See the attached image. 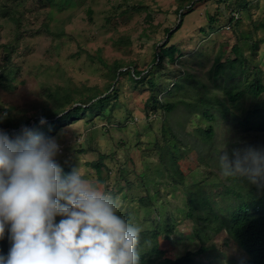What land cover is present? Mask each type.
<instances>
[{
    "label": "rangeland",
    "instance_id": "374dc122",
    "mask_svg": "<svg viewBox=\"0 0 264 264\" xmlns=\"http://www.w3.org/2000/svg\"><path fill=\"white\" fill-rule=\"evenodd\" d=\"M183 12L179 0H0V74L16 86H0V129L15 139L22 127L33 128L54 108L47 94L58 86L82 92L93 88L84 94L106 92L112 75L100 57L107 64L122 61L129 70L151 69L159 45L168 40V28L173 32L170 44H177L184 57L175 63L166 59L155 69V81L167 87L158 94L162 99L175 83L174 92L185 87L183 78L175 79L182 73L223 97V88L240 76H216L215 61L220 51L224 60L235 58V45L243 46L251 60L250 71L255 66L264 70V0H196L184 19ZM234 14L239 17L230 23ZM246 36L258 43L254 55L245 44ZM126 39L128 43L123 42ZM118 82L115 105L105 100L82 111L77 121L58 122L51 138L60 146L56 161L64 173L79 169L102 190L119 196L118 214L141 230H158L169 257L199 250L203 242L197 234H201L204 246L212 249L200 262L227 264V259L228 264H247L248 256L226 228L218 229L222 223H214L212 213L229 212V207V216L241 209L252 216L264 212V183L225 177L219 166L224 152L231 156L234 149L248 146L264 149V94L228 103L227 118V113L214 109V122L203 114L193 115L183 102L173 112L154 111L148 88L125 74ZM198 93L193 87L189 98L183 93L176 98L194 102ZM211 126L216 134L207 142L198 130ZM101 155L104 166L99 178L93 162ZM128 183L132 188L127 195L157 194V209L144 211L124 198ZM257 210L260 213H253ZM3 246L0 242V253L5 255Z\"/></svg>",
    "mask_w": 264,
    "mask_h": 264
},
{
    "label": "clouds",
    "instance_id": "9594fccd",
    "mask_svg": "<svg viewBox=\"0 0 264 264\" xmlns=\"http://www.w3.org/2000/svg\"><path fill=\"white\" fill-rule=\"evenodd\" d=\"M59 152L55 138L27 126L15 139L0 129V240L8 234L11 245L0 264H141V228L118 214L120 197L79 169L65 174ZM219 166L264 183V149L224 152Z\"/></svg>",
    "mask_w": 264,
    "mask_h": 264
},
{
    "label": "trees",
    "instance_id": "16d2710c",
    "mask_svg": "<svg viewBox=\"0 0 264 264\" xmlns=\"http://www.w3.org/2000/svg\"><path fill=\"white\" fill-rule=\"evenodd\" d=\"M195 3L196 0H179V11L184 10V12L182 13L183 19L188 12H191L193 10ZM216 20V17L211 18V21L214 23L216 22ZM229 20L230 23H233L234 17L230 16ZM166 35L168 40L165 43L159 45L160 49L154 55L151 63V69L148 68L147 70H140L137 68H133L132 70H129L127 69V65L122 61L116 60L112 64H107L103 60V58L100 57L101 63L108 68V74L112 75L111 86L108 89L109 91H93L89 94H84L83 92L89 91L93 88H88L86 89V91L82 92V90L70 86H58L53 91H49L47 95L53 100L54 108H50V112L44 117L45 123L41 124V119L38 118L35 122V125L31 129H37L38 132H42L46 137H51L58 131V128L60 126L58 122L60 120L71 122L77 121L82 118V111L87 112L88 109L97 107L105 100L111 99V101H114L115 105L117 103L116 99L118 96V86L120 83L118 82L116 85L115 82L119 79L120 76H123L124 74L127 75L129 79H131L132 82H134L136 85L138 84L139 86H143L150 90L151 97L149 98V103L152 105V110L173 112L178 108L180 103L183 102L182 104H185L190 108V110H192L193 115L195 113H200L207 116L210 121L214 122L216 121V115L215 113H213L214 109L220 110L223 114L227 113V118L230 113V109H226V105L228 103H239L248 98H257L264 94V70L256 68L257 66H255L253 68L254 70L250 71L249 67L251 60L246 56L243 50V46L235 45L232 49V52H234V54L236 55L235 58L224 60L225 53H223V51H220V54L215 61L216 65L214 74L216 76L220 74H223L224 77L227 76L230 78L240 76L237 81L233 83L230 82V87L223 88V97L214 93L204 82H201V80H199L198 78H193V75L189 73H182L178 75L179 77H175V79L183 78V81L185 80V87L182 90L174 92V88L177 85L175 83L173 87H169L168 90H166L167 95L164 97V99L158 97L160 91L166 89L167 87L163 88L161 83L158 84L155 81L156 70L163 65L166 59H168V61L171 63H175L176 61L184 57V54L180 52L177 44H170L171 39L173 38L172 29H166ZM245 39L247 40L245 44L250 45L249 50H251L252 54L254 55L256 53L258 43L250 42L252 39L251 37L246 36ZM123 42L128 43V40L126 39ZM7 49H10V47L8 46ZM125 68L126 70L123 71L122 69ZM0 86H3L4 88L16 87L12 82L6 81L3 72H1L0 74ZM193 87H196L199 91L198 96L194 102L190 101L189 99L184 102L183 100H178L176 98L182 93L185 94L186 98H189V89ZM203 88L206 92L203 91ZM77 94H80L81 98H77ZM96 112L99 113L98 111ZM214 129L215 128L211 126L210 129H204L202 130V132L201 130H198L199 135L203 140L207 142L212 141L215 138L216 134V131ZM166 131L167 128H165L164 132ZM205 131H207V135L204 134ZM9 136L11 137L12 133H10ZM172 139L176 138L172 137ZM103 160L104 156L101 155L99 160L93 162V166L94 168H96L99 178H101L102 175L104 166ZM177 173H179L182 177L184 176L183 173L179 170ZM179 181L183 182V178ZM130 185L131 184L128 183L127 190L124 193V198H130V201L134 205L144 211L152 210L153 207L157 209V194H147L137 197L130 196V194L127 195L128 190L132 188V185ZM231 208L232 207L228 208L229 212L223 213V211H220V213H212L213 221H215L214 223H216V221H219L220 223H222V225H220L218 229L221 230L226 228L228 230L239 248L248 256L247 264H264V212L260 216H252L249 211L241 209L238 211H234L232 215L229 216L231 213ZM193 210H190V212L188 213L191 214ZM253 213L258 214L260 213V211L257 210ZM59 219L57 222H59ZM125 219H128V217L126 216ZM160 223L161 222L159 220L157 223V227L161 226ZM197 235L201 237V240L203 242V246L199 250L195 252L189 251L181 257L172 258L166 255L167 250L160 241L161 234L158 230H141L139 247V251L141 254V264H213L212 262H200L201 256L212 248L204 246L206 239L201 234ZM0 242L2 245H4L3 251L5 252L6 256L11 246L8 236L5 235V238L3 240H0ZM226 260L227 259H224V261L228 264L229 262H227Z\"/></svg>",
    "mask_w": 264,
    "mask_h": 264
},
{
    "label": "built area",
    "instance_id": "2783aa9c",
    "mask_svg": "<svg viewBox=\"0 0 264 264\" xmlns=\"http://www.w3.org/2000/svg\"><path fill=\"white\" fill-rule=\"evenodd\" d=\"M233 17H234V19H238L239 16L237 14H234Z\"/></svg>",
    "mask_w": 264,
    "mask_h": 264
},
{
    "label": "water",
    "instance_id": "95a60500",
    "mask_svg": "<svg viewBox=\"0 0 264 264\" xmlns=\"http://www.w3.org/2000/svg\"><path fill=\"white\" fill-rule=\"evenodd\" d=\"M175 29H177V27H176V28H174V30H175Z\"/></svg>",
    "mask_w": 264,
    "mask_h": 264
}]
</instances>
